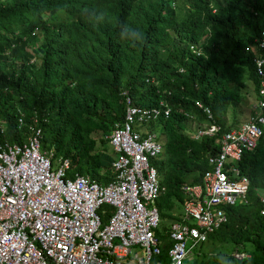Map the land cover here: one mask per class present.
Here are the masks:
<instances>
[{"label": "trees", "instance_id": "16d2710c", "mask_svg": "<svg viewBox=\"0 0 264 264\" xmlns=\"http://www.w3.org/2000/svg\"><path fill=\"white\" fill-rule=\"evenodd\" d=\"M120 24L146 40H121ZM263 33L264 0H0V141L24 143L34 125L53 160H70L69 177L105 185L114 179L115 158L106 136L125 118L124 93L148 108L166 101L172 113L156 124L164 151L153 164L165 188L157 201L162 253L154 261L167 263L170 226L181 221L186 199L183 187L202 182L222 136L240 126L228 125V110L243 102L248 84L255 101L264 100L256 68L257 57H264L257 50ZM192 121L220 131L193 138ZM239 167L250 181L247 203L227 207L228 223L186 264H218L217 253L232 264H264V136ZM104 209L105 223L113 208ZM228 246L248 258L236 261Z\"/></svg>", "mask_w": 264, "mask_h": 264}, {"label": "built area", "instance_id": "2783aa9c", "mask_svg": "<svg viewBox=\"0 0 264 264\" xmlns=\"http://www.w3.org/2000/svg\"><path fill=\"white\" fill-rule=\"evenodd\" d=\"M258 47L264 50V33ZM256 68L263 79L264 59H256ZM124 95L125 118L106 136L116 157L108 184L79 174L69 177L70 160H53V152L42 149V129L34 125L24 143L0 141V264H186L199 245L228 223L225 209L247 203L250 181L239 165L264 136V100L254 105L258 113L249 122L222 136L220 152L209 156L212 169L202 182L183 187L181 221L170 226L169 262L154 261L162 253L157 201L165 188L153 161L164 148L148 127L168 118L172 107L166 101L154 108L138 106ZM197 105L212 118L208 107ZM23 126L21 117L19 128ZM219 131L217 125H205L192 137ZM104 206L113 208L105 223ZM233 258L241 261L248 255L235 251Z\"/></svg>", "mask_w": 264, "mask_h": 264}, {"label": "rangeland", "instance_id": "374dc122", "mask_svg": "<svg viewBox=\"0 0 264 264\" xmlns=\"http://www.w3.org/2000/svg\"><path fill=\"white\" fill-rule=\"evenodd\" d=\"M179 2H180V0H179ZM177 5L178 4H176V6ZM38 36H39V38L36 41L37 46L41 44V38H42V35H39V33H38ZM29 50H30V48H29ZM254 105H255V96L253 94V88H252L251 84H248V89L243 91V102L241 104H239L235 109L230 108L228 110V113L226 114L228 125L230 127H234V126H239L241 124L249 122L252 118V115H253ZM3 127L6 129L5 124H3ZM152 127L154 128L155 132L158 133L159 136H161L162 127L159 125L152 126ZM190 127L192 129L191 134L193 136L195 131L199 130L197 122L194 121V122H192V124L190 123ZM148 128L151 130L150 126ZM181 212H182V210H181ZM227 248H228L229 252L233 251V246H228ZM133 252H138V253L142 254V250L140 248H135L133 250ZM233 254H234V251L231 253L232 257H233Z\"/></svg>", "mask_w": 264, "mask_h": 264}, {"label": "clouds", "instance_id": "9594fccd", "mask_svg": "<svg viewBox=\"0 0 264 264\" xmlns=\"http://www.w3.org/2000/svg\"><path fill=\"white\" fill-rule=\"evenodd\" d=\"M103 18H104V14L101 13L97 17V20L99 21V20H102ZM119 36H120L121 40L128 41L131 44H135V43H138V42L146 40V37L144 36V34L142 32H140L138 29L132 28L128 24H120L119 25ZM258 43H259V40H258ZM192 47L195 50H193ZM191 50L194 53L201 54V51L196 46H191ZM257 50L259 52H264V50H260L259 47H257ZM257 58L264 59V57H262V56H259ZM260 79H261V88H260V95H261L262 81H264V77H263V79L260 77ZM262 97H264V96H262ZM259 101L260 100H258L257 102L255 101V104H257ZM182 214H183V209H182ZM216 259H217L218 264H232L231 259L228 256L224 255L223 253H217L216 254Z\"/></svg>", "mask_w": 264, "mask_h": 264}, {"label": "crops", "instance_id": "0c3cea01", "mask_svg": "<svg viewBox=\"0 0 264 264\" xmlns=\"http://www.w3.org/2000/svg\"><path fill=\"white\" fill-rule=\"evenodd\" d=\"M253 116V115H252ZM157 122H158V120L157 121H155V122H152L149 126H150V128H151V130H153L154 132H155V130H154V128L152 127V126H157L156 124H157ZM193 122V121H192ZM192 122H191V124H192ZM199 125V124H198ZM204 127V126H203ZM202 126H198V128H203ZM235 128H237V127H235ZM234 128V129H235ZM189 133L191 134L192 133V129H191V127H190V130H189ZM194 133V132H193ZM195 133H196V131H195ZM195 133H194V135H195ZM157 135H158V133H157ZM193 135V136H194ZM158 137H159V135H158ZM163 145V144H162ZM112 149V148H111ZM115 156V155H114ZM116 158V157H115ZM115 158H114V160H115ZM182 207H183V205H182Z\"/></svg>", "mask_w": 264, "mask_h": 264}]
</instances>
